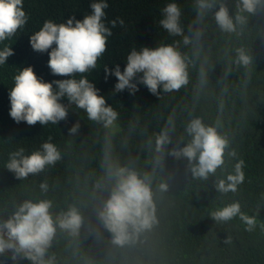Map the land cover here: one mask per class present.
I'll return each instance as SVG.
<instances>
[{
    "label": "trees",
    "instance_id": "trees-1",
    "mask_svg": "<svg viewBox=\"0 0 264 264\" xmlns=\"http://www.w3.org/2000/svg\"><path fill=\"white\" fill-rule=\"evenodd\" d=\"M94 2L98 0H23L26 25L0 42V50L11 47L14 52L0 65V221L7 220L26 199L51 200L54 217L70 205L77 206L84 227L78 237L57 231L49 249L55 264H264V9L248 15L237 33H227L219 29L214 14L222 2L235 17L238 0H217L202 20L197 19L196 0H106L104 23L112 35L97 67L86 75L106 104L119 113L115 125L105 128L89 120L84 110L68 104L67 97L60 101L67 106L66 120L34 126L15 122L9 114V92L20 69L33 67L45 82L73 78L53 75L48 52L34 51L30 36L49 19L56 23L70 18L82 21L92 14ZM170 2L180 7V25L193 43L185 45L183 36H172L160 25L163 8ZM113 20L117 21L115 27ZM197 31L201 33L198 40L194 37ZM177 42L178 50L190 60L187 86L173 92L161 87L154 95L139 82L143 73H138L133 80L139 89L135 94L128 89L114 90L117 78L105 69L114 70L118 65L123 72L133 49ZM241 47L252 57L248 68L233 62L235 50ZM196 117L206 125L219 121L218 131L228 137L229 150L236 153L235 157L226 155L224 167L207 181L193 178L187 158L170 155L190 142L185 128ZM169 118L174 125L171 143L159 154L155 138L168 126ZM77 122L78 133L69 134ZM46 141L62 154L55 165L26 179H18L7 169L10 153L23 148L29 155L41 150ZM106 141H110L113 160L153 175L159 223L137 244L124 248L111 243V233L96 215L111 190L107 182L103 191L95 187L104 177ZM157 158L162 159L158 164ZM240 159L244 161V183L236 193L217 192L216 180L231 172ZM161 182L169 186L165 193L158 190ZM41 183H47V192L41 190ZM236 201L243 212L256 217L254 231H245L239 218L229 223L211 218L212 210ZM229 238L231 242L226 243ZM12 255L11 250L0 254V264H32L23 256L13 260Z\"/></svg>",
    "mask_w": 264,
    "mask_h": 264
},
{
    "label": "clouds",
    "instance_id": "clouds-1",
    "mask_svg": "<svg viewBox=\"0 0 264 264\" xmlns=\"http://www.w3.org/2000/svg\"><path fill=\"white\" fill-rule=\"evenodd\" d=\"M216 4L217 0H196L197 19L202 20ZM107 7L106 0H98L91 4L92 14L86 15L82 21L70 18L66 23H56L49 19L40 30L30 36V45L34 51L48 52V66L53 75L73 78L45 82L37 76L33 67L20 69L14 76V86L9 92V114L15 122L24 121L34 126L37 122L47 125L66 120L67 106L60 101L62 97H67L68 104H75L77 108L84 110L89 120L102 123L105 128L115 125L119 113L106 104L105 98L98 94L99 90L86 75L97 67L99 59L106 52L108 37L112 35L104 23V10ZM236 7L237 12L232 17L225 4H219L214 19L222 32L237 33L238 26L247 23L248 15L264 9V0H238ZM180 18L181 9L178 4L167 3L163 8L160 25L172 36H183V43L189 45L193 43V39L184 35ZM27 21L23 0H0V42L13 37ZM111 23L115 27L117 21L113 20ZM119 23L123 25L124 21L120 19ZM200 36L199 31L194 33L195 39L198 40ZM178 43L161 45L155 49H133L127 56L123 72L118 65L114 70L105 69L107 74L117 78L114 90L128 89L130 94H135L139 89L133 80L138 73H143L139 82L146 85L154 95L159 93L161 87L164 92H173L187 86L190 60L178 50ZM235 53L233 62L248 68L252 57L246 50L237 48ZM13 54L11 47L0 50V65H4ZM77 75L80 76L79 79L75 78ZM201 78L203 83V70ZM54 84L56 88L53 87ZM79 127L77 122L71 127L69 134H77ZM219 127V121L215 125H206L201 118H192L185 128L191 137L190 142L185 147L170 152L173 157L187 158L190 172L195 179L207 181L209 177L216 175L218 169L224 167L226 155L236 156L234 150H229L230 141L227 136L220 134ZM173 131L174 125L169 118L168 126L156 135L157 153L166 152ZM106 144L104 177L95 187L103 191L107 182L111 190L96 215L102 226L111 233V243L118 248H124L137 244L143 234L152 231L159 223L152 188L153 175L119 164L111 156L110 141H106ZM61 159L62 154L58 147L46 141L41 145V150L29 155H25L23 148L10 153L6 167L18 179H26L30 174L37 175ZM161 161L162 159L157 158L156 163ZM244 181V161L240 159L236 161L231 172L216 180L215 189L221 194L236 193ZM168 187V184L161 182L158 190L165 193ZM40 188L47 192V183H41ZM52 208L53 202L48 199H26L18 204L7 220L0 221V254L11 250L13 260L23 256L32 264H55V256L49 255V249L57 231L78 237L85 222L80 209L74 204L55 217ZM210 216L216 223H229L239 218L248 232L257 227L256 217L243 212L239 201L212 210ZM225 242L230 243L231 238Z\"/></svg>",
    "mask_w": 264,
    "mask_h": 264
}]
</instances>
